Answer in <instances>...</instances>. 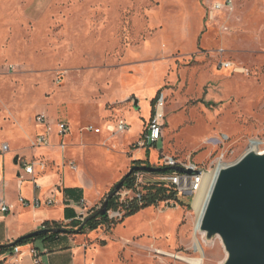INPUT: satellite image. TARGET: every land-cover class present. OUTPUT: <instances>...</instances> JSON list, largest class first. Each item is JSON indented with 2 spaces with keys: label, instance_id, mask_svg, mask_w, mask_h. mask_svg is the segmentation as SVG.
Masks as SVG:
<instances>
[{
  "label": "rangeland",
  "instance_id": "rangeland-1",
  "mask_svg": "<svg viewBox=\"0 0 264 264\" xmlns=\"http://www.w3.org/2000/svg\"><path fill=\"white\" fill-rule=\"evenodd\" d=\"M226 2L0 0V145L26 153L38 114L65 121L59 170L72 174L67 162L76 160V174L95 183L93 199L131 169L123 149L141 138L162 92L161 140L148 151L150 159L132 149L142 161L154 166L159 153L190 156L215 171L219 162H237L252 141L264 153V0H232L233 8L210 19V6ZM118 120L129 130L97 144L110 137L105 126ZM89 125L102 134L86 132ZM13 153L7 154L12 163ZM10 192L15 195L14 187ZM194 197L85 230L79 245L96 250V264H223L221 240H207L194 228Z\"/></svg>",
  "mask_w": 264,
  "mask_h": 264
},
{
  "label": "crops",
  "instance_id": "crops-1",
  "mask_svg": "<svg viewBox=\"0 0 264 264\" xmlns=\"http://www.w3.org/2000/svg\"><path fill=\"white\" fill-rule=\"evenodd\" d=\"M230 1L233 8V2L232 0ZM212 5L210 6V9ZM197 11H199L198 8ZM219 12L220 10L213 12L211 18L214 19L215 15ZM198 14L197 20L199 25L196 34H201L199 30L203 21L200 19L201 13L198 12ZM188 20L189 18L186 19L185 25ZM187 35L188 30L186 29L184 32V38ZM48 120L52 124L65 122L63 120L56 121L49 119V117ZM36 128L38 132L35 136L41 133V129L38 126ZM100 134H102V131ZM106 134L109 135L107 132ZM116 136L110 135L108 140L98 141L97 144H107ZM61 138L62 137L58 135L57 127L53 125L52 132L49 136L48 146L34 149H31L28 146L29 151L26 153H18V151L13 153L10 149V152L7 154H14L15 157L13 158V163L9 160L12 158L10 157L11 155L7 154V158L5 159L3 157L4 161H0V203H4L9 207V212L0 216V247H9L10 244L21 237L42 230L45 222H56L65 226H68L72 221L76 222L81 213L80 203L82 201L88 212L87 215L89 216L92 213L91 210L97 208L99 203L111 191L115 184L123 178L122 177L114 183H108L105 185L104 189L98 191L96 196L92 199L90 193L96 189L95 183L92 181H85V175L82 173L76 174L78 171L76 160L69 159L67 162L69 163V166L73 164L75 167V169H73L70 166L72 174L65 175L60 172L57 150L60 149L61 151H64L65 149H61L60 144L63 139ZM53 139H55V141ZM131 143L132 142L128 143L126 148L123 149L124 154L129 156V166H131V163L134 161H142L145 159L133 155V150L129 148ZM140 151L144 150H139V152ZM146 152L148 153V151ZM147 155L150 159V153ZM18 156H24L23 160L25 162L33 163V178L39 185V189L34 190L31 176H27L23 173L21 164L19 160H17ZM1 158L2 157L0 156V159ZM63 159L65 160V158ZM19 174H23L26 179L20 187L18 184ZM13 187L16 190L15 195H12L10 192ZM68 190H74V192L69 193ZM19 196L24 198L29 204L27 206L21 205L18 201ZM34 198L40 200L39 206L34 207L32 205ZM48 200L53 201L52 205L46 204ZM78 237L79 234L74 235L64 233L59 234L52 240L35 239L26 245L12 246L8 251H0V264H35L30 254L31 249H35L38 252V264H96L93 257L96 250L88 249L85 251L79 245Z\"/></svg>",
  "mask_w": 264,
  "mask_h": 264
},
{
  "label": "water",
  "instance_id": "water-1",
  "mask_svg": "<svg viewBox=\"0 0 264 264\" xmlns=\"http://www.w3.org/2000/svg\"><path fill=\"white\" fill-rule=\"evenodd\" d=\"M138 110V100L133 98ZM186 172L173 168L132 167L134 172ZM187 173H191L190 171ZM124 186L120 181L113 187L98 215L104 217L115 193ZM200 231L207 240L218 237L226 251L223 264H264V153L250 150L237 162L220 169L205 207ZM66 231L39 230L18 241L35 239L49 233ZM13 246V243L10 244Z\"/></svg>",
  "mask_w": 264,
  "mask_h": 264
},
{
  "label": "built area",
  "instance_id": "built-area-1",
  "mask_svg": "<svg viewBox=\"0 0 264 264\" xmlns=\"http://www.w3.org/2000/svg\"><path fill=\"white\" fill-rule=\"evenodd\" d=\"M223 7L226 9L232 8L231 1H227L224 5L214 4L209 10V17H212L213 12L221 10ZM212 19V18H211ZM165 96L162 92L158 93L152 108V114L147 121L146 127L143 130L141 138L133 145L131 148L133 150H144L149 151L152 147L156 145V143L161 140L162 132L165 126ZM36 125L41 128V133L38 134L35 139L31 142L30 148H40L44 146H48L49 144V136L52 132V127L55 125L58 129V135L63 137L68 132V126L65 122H57L56 124H52L48 118L44 114H38L35 117ZM88 133L100 134L101 129L98 127L87 126L84 129ZM129 130V126L123 120L115 121L114 123L107 124L105 126V132H107L111 136H116L120 134H124ZM61 149H64L63 145H61ZM10 152V147L8 144L3 143L0 145V156L6 155ZM24 156L17 157L21 164V169L23 173L27 176H31V181L33 183L34 190L39 189V185L35 182L33 178L34 174V166L32 162H25ZM224 165V163L219 162ZM73 169H75L74 165H70ZM213 167H216L213 166ZM222 167V168H223ZM154 168L165 169V168H173L177 170H184L186 172L180 171H171V172H162V173H146V172H135L134 174V184L133 187L128 188L123 186L117 193H115L112 198L114 201V207L111 209H107L106 218L110 224H114L115 222L121 221L124 219L127 214L128 209L133 208V205L142 206L146 197V187L150 185H156L158 187H162L167 190L168 193H174L179 198L182 197H192L194 196L200 189L201 184L203 183V179L206 173H209L211 170L203 169L199 166V164L195 163L190 156L184 159H178L174 156H168L162 153L158 154L157 163L154 165ZM191 173H187V172ZM145 175H150V178L145 177ZM23 174L18 175V184L19 187L25 182ZM176 200H168L165 201V205L174 206L177 202ZM18 201L21 205L27 206L29 202H27L24 198L19 196ZM53 201L48 200L46 202L47 205H52ZM32 205L34 207L40 205V200L38 198H34L32 201ZM80 215L78 216V220L83 222L87 215L86 207L83 201L80 203ZM9 212V207L0 203V216H3ZM30 254L33 258L35 264H38V252L35 249H31Z\"/></svg>",
  "mask_w": 264,
  "mask_h": 264
},
{
  "label": "trees",
  "instance_id": "trees-1",
  "mask_svg": "<svg viewBox=\"0 0 264 264\" xmlns=\"http://www.w3.org/2000/svg\"><path fill=\"white\" fill-rule=\"evenodd\" d=\"M134 166H136V167L137 166L138 167H142V166L154 167V166H151L149 164L148 159L145 161H134L131 163V168ZM159 173H162V172H159ZM134 174H135V172L132 173L130 176L125 175L122 178L121 181L124 182L125 187H128V188L133 187ZM154 174H157V173H154ZM146 189H147L146 197H145V201L142 204V206L138 207L136 205H133V208L128 209L125 217L133 215V214L137 213L138 211H140L141 209H144L148 206L157 205L159 202H165L168 200H176V196L174 193H172V192L168 193L167 190L162 188V187H158L156 185H150V186H147ZM112 190H113V188L111 189V191ZM68 191H69V193L74 192V190H68ZM109 193L102 199V201L99 203L97 208H94L91 210L92 213L88 217H86L83 222H80L79 220H77L76 222L72 221L68 226H65L61 223H56V222H45L43 224L42 230L45 229V230H52V231H66V233H68V234L77 235V234H83L85 232V230L92 232V231L97 230L101 226L106 225L109 227L111 224L107 221L106 216L101 217L98 215V212H99L100 208L102 207V205L104 204V202L107 200ZM113 207H114V201H113V199H111L110 201H108V209H111ZM66 217H67V214H66ZM64 227H70L71 230H65ZM58 235H59V233L53 232V233H49V234H45L43 236L37 237L35 239H44V240H50L51 239L52 240L53 238L57 237ZM35 239L22 240V241L17 240L15 242H13V246L26 245ZM11 248H12V246L0 247V251H4V250L8 251Z\"/></svg>",
  "mask_w": 264,
  "mask_h": 264
},
{
  "label": "bare ground",
  "instance_id": "bare-ground-1",
  "mask_svg": "<svg viewBox=\"0 0 264 264\" xmlns=\"http://www.w3.org/2000/svg\"><path fill=\"white\" fill-rule=\"evenodd\" d=\"M258 143L255 141L250 142V149L256 150ZM223 167V165L218 164L215 171H211L210 173H206L203 179V183L201 184V187L199 191L195 194L192 207L196 212L197 219L194 225V228L196 232L200 233V235L203 237L204 234L200 231V222L205 210V207L207 205V202L209 200L210 194L212 192L214 183L216 181V178L218 176V173L220 169ZM195 246L197 250H200L201 246L199 242H195ZM191 263L193 264H201V259L192 260Z\"/></svg>",
  "mask_w": 264,
  "mask_h": 264
}]
</instances>
